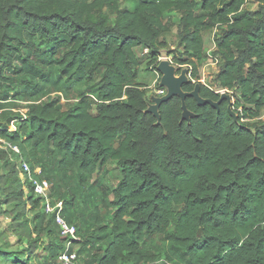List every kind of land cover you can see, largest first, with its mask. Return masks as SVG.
Returning <instances> with one entry per match:
<instances>
[{
  "label": "trees",
  "instance_id": "trees-1",
  "mask_svg": "<svg viewBox=\"0 0 264 264\" xmlns=\"http://www.w3.org/2000/svg\"><path fill=\"white\" fill-rule=\"evenodd\" d=\"M256 1L250 9L247 0H0L5 91L16 82L29 88L33 70L44 71L22 50L30 39L59 53L48 65L55 81H82L87 91L63 111L56 99L30 103L13 131L10 122L0 123V137L19 149L31 176L43 178V144L51 145L57 169L76 168L86 178L115 161L121 172L116 187L102 196L105 209L113 210L110 226L94 214L98 238L110 240L87 264H119L125 256L133 264L150 262L154 258L140 244L147 234L163 237L181 264H264V126L241 121L264 109V0ZM170 12L179 14L191 79H197L196 64L209 56L203 32L222 28L214 39L216 79L220 88L238 90V123L226 101L217 111L186 98L195 114L189 124L180 123L178 97L160 105V125L144 112L152 100L135 81L134 48L149 49L155 61L159 36L168 28L163 17ZM200 95L219 98L202 84ZM40 205L27 177L20 179L16 161L0 149V216L9 218L11 234L27 246L3 253L15 256L12 264H24L40 245L43 215L29 216L27 210Z\"/></svg>",
  "mask_w": 264,
  "mask_h": 264
},
{
  "label": "rangeland",
  "instance_id": "rangeland-1",
  "mask_svg": "<svg viewBox=\"0 0 264 264\" xmlns=\"http://www.w3.org/2000/svg\"><path fill=\"white\" fill-rule=\"evenodd\" d=\"M246 4L250 9L257 8L256 0H247ZM196 12L201 13L199 6ZM163 21L168 25V28L159 36V42L162 45H160L156 53L155 61L153 60L154 53L149 49L142 46L134 48L138 61L137 65L132 68L135 74V81L142 85V88L146 89L149 99L151 95L158 96L157 92L162 89L158 87L160 74L156 70L159 60L167 59L178 67L192 68L188 63V60L191 58L184 52L179 42L177 28L179 14L175 12L167 13L163 17ZM221 29L214 28L203 32L204 45L208 49L209 56L207 59L196 64L197 79H191V81L205 85L218 94L224 91L229 92L232 95V102L235 104V101L240 99L238 90L236 88L233 90L222 89L219 87L216 79L218 63L220 61L218 56L213 54L214 39L216 33L220 32ZM22 50H27L30 58L34 59L36 65L42 67L44 71L33 70L36 78L30 80L29 86H31L27 89H24L21 84L19 85L16 82V85L8 84V87L11 85L14 88L5 91L7 84L5 81H0V123L10 122L9 126H14L11 131L26 117L27 107L30 103L47 102L56 99L60 109L63 111L73 104L82 93L87 92L85 83L82 81H66L64 78L55 81L52 75L50 76L49 69H52V67H48V65H51L49 61L59 54L51 46L37 39H30L28 47L26 49L22 48ZM52 51L55 52V56H53ZM10 73H12L11 70ZM234 104V110L240 115L242 108H236ZM241 121L252 127L262 129L264 126V109L259 117L242 118ZM47 147L46 149V146L43 144L38 150V165L41 168L42 179H46L49 183L51 206L56 209L58 208V204H61L62 210L60 213L62 219L67 223L75 225L77 240L68 246L69 239L60 233L58 225L52 218L53 216L44 214L42 203L39 209L32 212H30L28 206L29 216L38 211L41 212L44 226L39 236L40 245L38 249L31 258L25 256L22 263L54 264L59 254L69 247L72 251L76 252L78 257L77 264H87L95 254L103 253L110 240L109 235H106L105 238H98L100 234L98 233V227L94 223V214L98 211L102 221L101 225L110 226L113 210L105 209L102 205V196L105 192L110 193L116 187L121 180V172L115 161L107 162L95 174L86 178L81 176L76 168L69 170L57 169V156L49 153V150L52 149L51 145L48 144ZM18 160L19 158H15L16 162ZM24 191L27 192L26 185ZM109 199H112L111 194H109ZM86 241L91 242L86 243ZM140 244L142 252L149 253L154 258L150 262L141 264H181L174 249L158 234H147ZM26 248L25 244H19L17 239L11 234L9 218L6 215L0 216V264H12L13 261L15 262V256H4V252H18ZM119 264L133 263L125 256Z\"/></svg>",
  "mask_w": 264,
  "mask_h": 264
},
{
  "label": "water",
  "instance_id": "water-1",
  "mask_svg": "<svg viewBox=\"0 0 264 264\" xmlns=\"http://www.w3.org/2000/svg\"><path fill=\"white\" fill-rule=\"evenodd\" d=\"M156 70L160 74L158 83L159 88H164L165 93L161 96L151 95L152 102L147 104L145 113H150L156 119V125H160L161 117L159 107L161 104L170 101L174 97H178L181 102V119L180 123L185 121L190 123L195 114L187 108L186 98H193L198 106L209 105L213 109L219 111L220 104L223 101L227 102V111L230 117L238 123L239 114L233 108L232 95L229 92H220L217 100L204 98L200 95V83H194L192 90H183V85L193 83L189 76V69L187 67H178L167 59L159 60L156 65ZM253 131L252 129H250Z\"/></svg>",
  "mask_w": 264,
  "mask_h": 264
},
{
  "label": "built area",
  "instance_id": "built-area-1",
  "mask_svg": "<svg viewBox=\"0 0 264 264\" xmlns=\"http://www.w3.org/2000/svg\"><path fill=\"white\" fill-rule=\"evenodd\" d=\"M165 93V89L162 88L160 91L157 92L158 96H161ZM14 126H9V130H12ZM0 149L5 150L9 153V158L11 160H15L14 157H18L19 160L16 162V168L18 170V175L20 179L24 182L25 177H27V181L29 180L33 194L35 196H38L41 198L42 203V210L44 214L47 215H53V219L55 220L56 224L58 225L60 229V233L65 237L69 239V244H72L74 241L77 240L76 235V228L74 225L67 223L65 220L62 219L61 216V210L62 206L61 204H58V208L54 209L53 206H51L50 203V186L46 179L38 178L36 176H31L30 174V168L28 164L23 161L19 157V149L16 146H12L10 143H8L6 140H4L2 137H0ZM34 173L37 175L40 173V168L37 167L34 170ZM70 248L67 247L62 253L59 254L56 264H77V255L75 251H70Z\"/></svg>",
  "mask_w": 264,
  "mask_h": 264
}]
</instances>
